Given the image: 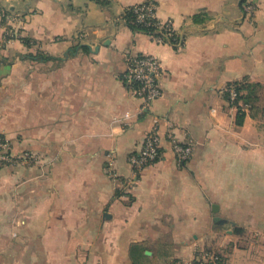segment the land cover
Wrapping results in <instances>:
<instances>
[{
  "label": "crops",
  "instance_id": "crops-1",
  "mask_svg": "<svg viewBox=\"0 0 264 264\" xmlns=\"http://www.w3.org/2000/svg\"><path fill=\"white\" fill-rule=\"evenodd\" d=\"M145 1L177 42L127 24ZM0 5L24 18L6 42L0 23V134L33 156L0 168V264H196L211 252L264 264V0L253 15L242 0ZM138 53L161 64L162 92L143 109L123 81ZM233 82L253 100L227 99ZM155 118L161 156L136 172L129 158ZM172 137L192 141L191 158Z\"/></svg>",
  "mask_w": 264,
  "mask_h": 264
},
{
  "label": "built area",
  "instance_id": "built-area-1",
  "mask_svg": "<svg viewBox=\"0 0 264 264\" xmlns=\"http://www.w3.org/2000/svg\"><path fill=\"white\" fill-rule=\"evenodd\" d=\"M259 5V0H245L243 8L247 14L253 15ZM157 6L152 1L139 3L136 7L138 19L144 21L149 19L157 25L156 29L149 32L148 35L158 43H174L178 39L172 20H160L157 16ZM21 14L15 13L7 6L0 5V23L3 24L4 31L2 41H10L12 39L22 37V29L20 27L23 21ZM161 70L160 60L148 53L131 54L127 57V69L123 74V81L129 88L132 95L142 100L141 109L146 108L162 92L159 83V73ZM225 91L230 93V98L235 101L238 92L233 85H228ZM154 126L146 134L141 148L130 156V162L136 172L142 170L146 166L153 164L161 156V136L158 131V119H154ZM172 148L176 153L178 160L186 161L193 154L192 141L181 142L172 137ZM10 142L6 137L0 136V168L13 163H20L32 159L31 154L14 155L9 152ZM111 176H115V172L109 170ZM200 264H219L220 257L216 252L206 254Z\"/></svg>",
  "mask_w": 264,
  "mask_h": 264
},
{
  "label": "trees",
  "instance_id": "trees-1",
  "mask_svg": "<svg viewBox=\"0 0 264 264\" xmlns=\"http://www.w3.org/2000/svg\"><path fill=\"white\" fill-rule=\"evenodd\" d=\"M101 1H105L106 2V0H101ZM244 2H245V0H242V3H244ZM137 5L138 4H135V5H132V6H128L125 9V11L123 13V16H124L127 24L135 31H142V32H146V33L152 32L153 30L156 29L157 25L154 24L153 21L149 22L150 21L149 19H146L144 21L139 20L138 19V13L136 11ZM24 41L26 43H30V40L27 39V38H24ZM230 85H233L236 88L237 92H238V96H237L236 100L233 101L232 103H235V104L237 103L238 104L241 101H243L244 103H249V102H251L253 100V95L252 94L254 92V87H252L251 84L233 82V83L229 84V86ZM245 89H246L247 93H244ZM225 96H226L227 99L231 100L230 93L228 91L227 92L225 91ZM238 106H239V118L241 119L244 116V112H242V107H240L241 105H238ZM0 136L5 137L2 134H0ZM9 152L13 153L12 143L11 142H10ZM219 255H220V261H221V259H223V257L221 256V254H219ZM195 263L198 264L199 262L195 261Z\"/></svg>",
  "mask_w": 264,
  "mask_h": 264
},
{
  "label": "rangeland",
  "instance_id": "rangeland-1",
  "mask_svg": "<svg viewBox=\"0 0 264 264\" xmlns=\"http://www.w3.org/2000/svg\"><path fill=\"white\" fill-rule=\"evenodd\" d=\"M218 254V253H217Z\"/></svg>",
  "mask_w": 264,
  "mask_h": 264
}]
</instances>
